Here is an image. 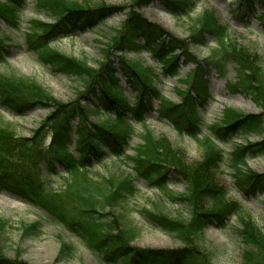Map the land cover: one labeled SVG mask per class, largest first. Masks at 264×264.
Wrapping results in <instances>:
<instances>
[{
    "label": "rangeland",
    "instance_id": "obj_1",
    "mask_svg": "<svg viewBox=\"0 0 264 264\" xmlns=\"http://www.w3.org/2000/svg\"><path fill=\"white\" fill-rule=\"evenodd\" d=\"M82 7L99 8L96 20L91 24L75 27L71 32L44 36V27L55 24L56 19L49 11L50 0H24L16 14L5 11L3 15L14 20H6L0 16V77H24L32 79L36 84L49 91L59 103L66 104L77 101L82 106L104 108L96 97L86 90L84 78L59 72L50 65H45L41 56L47 53H57L63 57L74 59L93 70L110 62L113 67L118 63L127 62L140 74L154 75L150 78L151 85L157 89L165 101L181 104L182 96L187 90V82L191 80L192 63L181 67L175 77H169L156 60L144 52L124 51V43L119 39L128 14H136L150 27H157L180 40L190 41L194 32L203 23L227 25V46L230 51L255 53L260 60L264 72V0H198L195 7L188 13L171 14L164 6L151 0H74ZM193 0H185V4ZM44 5V6H41ZM4 12V11H3ZM109 13V14H108ZM108 14L99 20L98 15ZM208 28L216 31L217 28ZM204 42H192L189 49L193 56L201 61L214 59L219 55L214 51L216 42L206 34ZM122 60V61H120ZM204 71V70H203ZM202 71V72H203ZM232 68H228L225 77L218 75L215 68H209L207 73L199 77L208 98L198 97L201 122L195 136L187 131L177 132L172 123L157 112L160 106L158 98H151V108L146 111L145 121L133 126L129 138V147L120 158L105 155L98 163L88 169V180L81 175L71 177L62 173L42 176L46 180L48 190L59 196V200L69 199L70 206L93 209L96 217L109 220L108 230L117 233L116 220L118 216L125 217V223L120 222V228L126 234V247L148 250H176L192 241L208 259L209 264H244L242 260L246 245L239 236L241 220H249L259 228L264 229V184H255L250 190H241L238 184H246L244 175L256 173L264 177V154L247 158L244 163L234 167L232 154L248 143L260 140L257 134L232 136L227 134L223 142L215 141L212 129L221 127L230 121L233 112L245 114L260 113L262 109L249 95L243 96L237 87V77ZM126 91L130 94L128 105L135 102L134 93L128 88L119 71L115 72ZM195 89V87L193 88ZM194 95V92H192ZM241 104L243 106H239ZM50 104L35 108L25 113L13 112L0 104V126L11 128L19 136L30 137L42 121L52 113ZM163 106L164 103H161ZM113 113H115L113 111ZM89 119L98 124L106 121V117L92 114ZM228 121V122H227ZM76 121H72L74 126ZM107 125V124H106ZM75 139L76 136L73 135ZM163 138L172 148L179 151L184 163H201L206 160L210 149L206 140H211L222 151L220 161L208 159L206 165L214 178L210 193L216 197L217 206H213L210 197L204 199V209L221 215L218 220L212 218L209 223L191 224L195 208L188 200V184L172 181L164 189L156 188L151 182L133 178L135 193L125 200H113L115 187L107 191L111 196L102 197L101 193L90 195L81 189V182L97 185L106 183L114 175H130L132 178V160L145 151L157 146L154 141ZM209 140V141H210ZM48 136L41 144L48 145ZM151 141V145L147 144ZM212 143V144H213ZM70 151L75 152L74 145ZM72 152V153H73ZM237 175H239L237 177ZM169 178L170 175H168ZM239 183H238V182ZM236 182L238 184H236ZM121 191V190H120ZM111 197V199H110ZM210 209V210H209ZM238 214H241L239 219ZM105 216V217H104ZM153 216L177 221L186 225L188 230L168 232L161 229L153 221ZM168 220V221H169ZM40 224L37 234H30L31 225ZM190 223V224H189ZM122 224V225H121ZM181 228L182 226L178 225ZM190 227V228H189ZM184 229V228H183ZM126 230L129 231L127 234ZM132 233V234H131ZM189 233V234H188ZM185 240V241H184ZM64 244L73 247L70 256L61 254ZM0 251L4 258L24 264H114L103 260L102 254L88 247L74 233L65 228L54 217L47 215L38 207L32 206L10 191L0 188ZM126 257L117 264H125Z\"/></svg>",
    "mask_w": 264,
    "mask_h": 264
},
{
    "label": "trees",
    "instance_id": "obj_2",
    "mask_svg": "<svg viewBox=\"0 0 264 264\" xmlns=\"http://www.w3.org/2000/svg\"><path fill=\"white\" fill-rule=\"evenodd\" d=\"M151 1L164 6L171 14L176 15L181 11L186 15L195 7L198 0L187 4H185V0ZM23 2L24 0H0V16L6 20H14V17L9 19L3 13L8 14L5 11H9L11 14H16ZM50 3L49 11L56 21L55 24L43 28V37L71 32L75 27L91 24L99 13V8H93L98 12L93 14L92 7L84 8L74 0H50ZM108 14H99L98 19L101 20ZM149 25L142 21L138 15L128 14L119 44H122L120 41L124 43V51L145 52L161 65L164 73L168 76H176L181 67L193 63L192 77L187 82V90L182 96L181 104L169 103L163 99L162 95L150 83V78L154 77L151 71H148L147 76L140 74L127 62L118 63V67H113L110 62H105L99 69L93 70L74 59L63 57L57 53H47L41 56L42 62L59 72L83 77L86 85L83 96L86 93L93 94L104 111L98 112L96 107L82 106L78 100L66 104L59 103L50 95L49 91L30 78L0 77V104L3 107L22 114L35 108H42L49 103L53 110L30 137L19 136L13 129L0 126V188L16 194L56 218L88 247L99 251L107 262L118 263L121 258L126 257L125 264H209L207 257L189 240L185 247L176 250L134 248L129 251L125 246L126 234L120 228V222H126L123 215L121 218L120 216L114 218L116 229L113 231L117 232L114 233L107 229L109 220L104 218L106 220L104 221L96 217L93 209L71 207L69 199L59 200L57 194L48 190L46 180L42 177L55 174L60 167L63 173H67L71 177L81 175L86 181H89L88 168L93 163L102 160L106 154L105 150L115 158H120V156L128 158L124 154L129 147L133 126L145 121L146 111L151 108V98L160 100L158 114L167 118L178 132L187 131L195 135L198 124L201 122L198 110L201 104H198L196 97L201 100L208 98V93L199 82V77L201 78L203 74L207 73L209 68H215L218 74L223 77L228 73V68H232L236 73L237 87L242 90L243 95H249L262 109L260 113L256 114L231 113L233 115L227 124L212 129L214 140L216 142L223 141L228 136L227 134L238 136L239 134L254 133L260 136V141L254 144L248 143L232 154L234 167L244 163L248 157L264 153V72L260 67L258 56L243 49L236 51L234 47L230 51L227 46L230 44L227 37V25L203 23L201 28L189 37L190 41L177 39L167 32ZM209 26L215 27L217 30L214 31L208 28ZM206 34H209V38L216 42L217 48L214 52L219 55L214 59L199 61L191 53L189 45L192 42H204L206 37L203 36ZM0 48L2 47L0 46ZM0 56H2L1 53ZM116 71H119L128 88L134 93L135 102L133 105H128L130 94L119 83V79L115 75ZM194 87L195 89H193ZM161 103L164 105L162 106ZM113 111L114 114H112ZM96 113L106 117V121L98 124L93 123L89 116ZM74 120L76 123L73 126L72 121ZM73 135L76 136L75 139ZM47 136L48 145L43 147L41 143ZM209 140H206L210 149L206 160L201 163L186 164L181 159L179 151L172 148L165 139L160 138L154 141L157 145L155 149L145 151L144 154H140L132 160L131 170L134 174L132 178L130 175H114L101 185L82 181L81 189L87 190L90 195L101 193L104 198L113 194L107 189L114 186L116 189L111 197L113 200L120 201L135 193L134 177L151 182L161 189H164L172 181L175 183L186 182L189 189L188 200L196 211L191 224L194 225L200 221L206 222L205 225L212 218L218 220L217 218L221 216L218 214L220 212L205 210L206 206L202 204L204 199L210 197L213 201L212 205L217 206L216 197L210 193L214 178L206 162L210 158H214L216 162L220 161L222 151L214 145L211 141L213 139ZM146 143L151 145V141ZM71 144L74 145L75 152L70 151ZM245 179L246 184L236 182L241 190H250L252 185L264 184V177L256 173L244 175ZM238 217L241 219V214H238ZM168 220L165 217L153 216L154 223L163 230L178 231L179 233L188 230L186 225ZM241 222L239 236L246 245L242 254L244 264H264V229L249 220L242 219ZM178 225L184 229H180ZM39 226V222L31 225L30 234H37ZM126 232L129 233L128 230ZM72 251L71 245L64 244L61 254L67 257L71 255ZM0 264L24 263L6 259L0 251Z\"/></svg>",
    "mask_w": 264,
    "mask_h": 264
},
{
    "label": "bare ground",
    "instance_id": "obj_3",
    "mask_svg": "<svg viewBox=\"0 0 264 264\" xmlns=\"http://www.w3.org/2000/svg\"><path fill=\"white\" fill-rule=\"evenodd\" d=\"M238 105L243 106V105H241V104H238Z\"/></svg>",
    "mask_w": 264,
    "mask_h": 264
}]
</instances>
